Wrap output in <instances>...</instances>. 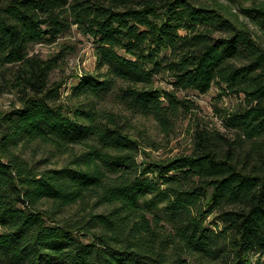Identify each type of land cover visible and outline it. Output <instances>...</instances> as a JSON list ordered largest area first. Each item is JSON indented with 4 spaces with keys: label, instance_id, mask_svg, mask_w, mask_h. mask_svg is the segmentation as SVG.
I'll list each match as a JSON object with an SVG mask.
<instances>
[{
    "label": "trees",
    "instance_id": "1",
    "mask_svg": "<svg viewBox=\"0 0 264 264\" xmlns=\"http://www.w3.org/2000/svg\"><path fill=\"white\" fill-rule=\"evenodd\" d=\"M242 12L260 41L215 3L0 1V75L21 94L0 114V264H264V1ZM72 28L95 64L63 97L61 53L29 50ZM211 88L240 100L218 110L224 131L196 124L166 160H138L126 116L98 107L113 96L167 132L196 108L177 93ZM36 141L67 163L38 170L19 152Z\"/></svg>",
    "mask_w": 264,
    "mask_h": 264
},
{
    "label": "rangeland",
    "instance_id": "2",
    "mask_svg": "<svg viewBox=\"0 0 264 264\" xmlns=\"http://www.w3.org/2000/svg\"><path fill=\"white\" fill-rule=\"evenodd\" d=\"M2 1V0H0ZM191 3L201 6L217 4L226 8L233 18L242 23L257 39L260 34L257 27L251 23L242 9L250 6H258L264 0H189ZM264 44V43H262ZM29 50V56H37L42 61H48L61 53L57 66L50 74V80L53 85H61L63 97L68 88L74 84L75 78L81 73H91L94 71L95 57L91 41L78 33L74 28L69 33L61 36L52 45L37 44ZM11 76L0 75V114L19 107L21 105V94L12 88ZM158 88L170 90L165 80L159 79L154 82ZM66 89V93H64ZM178 98L182 97L191 101L196 108L193 115L181 118L167 132H164L156 121L151 118L140 116H130L125 113L121 107L114 102L113 96L101 100L98 107L103 111L112 114H123L126 117V129L128 134L141 143V149L148 157L141 154L138 160L142 158L159 161L170 159L172 157L186 155L191 150L192 132L195 125L207 126L209 129L215 128L224 131L221 127V119L218 110L234 111L240 100L232 96L218 95L215 88H211L206 94L196 92L177 93ZM71 101V100H70ZM68 102V100H65ZM74 102V100H73ZM70 104V103H68ZM124 120V119H122ZM79 151V146H74L73 151ZM19 152L30 163L34 164L38 170L54 169L67 163L68 155L65 151L53 149L43 142H31L19 147ZM98 208L95 212H101Z\"/></svg>",
    "mask_w": 264,
    "mask_h": 264
}]
</instances>
